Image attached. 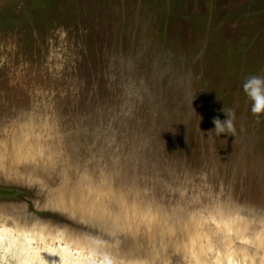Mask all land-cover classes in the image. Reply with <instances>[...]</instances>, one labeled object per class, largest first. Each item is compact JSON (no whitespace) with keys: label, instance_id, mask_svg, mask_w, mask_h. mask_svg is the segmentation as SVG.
<instances>
[{"label":"rangeland","instance_id":"1","mask_svg":"<svg viewBox=\"0 0 264 264\" xmlns=\"http://www.w3.org/2000/svg\"><path fill=\"white\" fill-rule=\"evenodd\" d=\"M128 57L135 63L125 74L144 81L173 140L145 147V160L124 159L129 176L166 195L165 181L203 169L238 199L264 206V116H252L242 88L247 76L264 75V0H0V114L29 103L39 88L54 89L65 122L95 123V108L117 102V59ZM157 65L168 71L163 77ZM182 78L194 97L188 115ZM222 108L235 109L234 137L209 132L213 117L225 119ZM149 117L145 100L114 124L122 154L134 135L153 133L143 125ZM32 195L22 189L0 198Z\"/></svg>","mask_w":264,"mask_h":264},{"label":"clouds","instance_id":"2","mask_svg":"<svg viewBox=\"0 0 264 264\" xmlns=\"http://www.w3.org/2000/svg\"><path fill=\"white\" fill-rule=\"evenodd\" d=\"M242 88L252 116H264V75ZM221 111L209 132L234 137L235 109ZM118 175L74 162L39 104L0 121V181L33 194L0 198V264H264V206L209 171L186 169L164 182L166 195Z\"/></svg>","mask_w":264,"mask_h":264},{"label":"water","instance_id":"3","mask_svg":"<svg viewBox=\"0 0 264 264\" xmlns=\"http://www.w3.org/2000/svg\"><path fill=\"white\" fill-rule=\"evenodd\" d=\"M53 54V55H52ZM51 58L59 61L62 59V53L51 52ZM120 67V83L121 93L118 96L117 102L112 105L98 106L94 110L98 121L95 123L85 122L87 119L83 116L76 117L73 122H65L64 116L56 108V92L55 90H44L39 88L32 93L31 101L14 109L12 113L0 114V121L13 117L21 108H29L33 104L41 105L42 110L51 111L59 123V132L64 137V150L74 162H83L92 160L94 166H107L110 170L119 173L117 180L120 183H129L137 180L136 172L133 176H129L130 167L127 160L135 159L136 155H140L145 160V154L142 150L153 145L155 151L163 149L164 145L173 143L172 135L169 131L168 115L159 108V104L154 102V97L148 92V89L142 79H134L131 75L125 74L134 66L135 59L128 57L125 61L117 59ZM61 63H56V67L60 68ZM168 71L156 66V74L162 77ZM182 83L184 93V104L189 107L185 114L188 115L192 106L188 103L191 99L190 88L186 78L179 80ZM146 100V106L150 113L147 121L143 125L147 130H154L153 133L141 132L133 137V148L127 154H122L119 142L121 139L118 136L117 124L120 120L130 117L142 101ZM136 102V103H135ZM192 104V103H191ZM188 105V106H187ZM103 114H106L105 116ZM142 122L145 120L142 117ZM142 128V126H141ZM121 143V142H120ZM138 151H140L138 153ZM130 178V179H129ZM22 192V189L17 190L15 186L6 185L0 181V196L5 195L12 197ZM14 195V196H15Z\"/></svg>","mask_w":264,"mask_h":264},{"label":"bare ground","instance_id":"4","mask_svg":"<svg viewBox=\"0 0 264 264\" xmlns=\"http://www.w3.org/2000/svg\"><path fill=\"white\" fill-rule=\"evenodd\" d=\"M49 58H50V57H49ZM155 64H157V63H155ZM181 66H182V65H181ZM159 67H160V66H159ZM181 68H182V67H181ZM133 70H134V69H133ZM171 71H172V70H171ZM171 73H172V72H171ZM131 74H132V72H131ZM172 74H173V73H172ZM162 77H163V76H162ZM170 77H171V76H170ZM174 77H175V76H174ZM156 78H157V77H156ZM159 80H160V79H159ZM182 88H183V87H182ZM188 103H189V102H188ZM184 112H185V111H184ZM177 114H179V113L177 112ZM193 114H194V113H193ZM183 115H184V113H183ZM190 116H191V115H190ZM61 137H62V136H61ZM63 141H64V137H62V147H63V149H65V148H64V142H65V141H64V142H63Z\"/></svg>","mask_w":264,"mask_h":264}]
</instances>
